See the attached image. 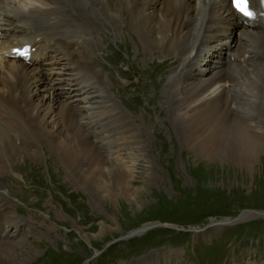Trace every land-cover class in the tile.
Here are the masks:
<instances>
[{
    "label": "rangeland",
    "instance_id": "rangeland-1",
    "mask_svg": "<svg viewBox=\"0 0 264 264\" xmlns=\"http://www.w3.org/2000/svg\"><path fill=\"white\" fill-rule=\"evenodd\" d=\"M39 4L40 7L30 10H48L45 4ZM123 16L128 17L127 14ZM98 18L100 26L91 23L92 28H98L92 35L95 42L90 37L87 44L95 45L90 53L96 58V68L121 84L119 94L112 90L108 94L118 104L117 110L127 129L122 130L125 131L122 139L113 135L111 122V131L106 129L104 133L91 126L98 138L89 136L97 147L93 149L94 155L100 154L104 159L105 151L112 147L107 155L110 161H116L117 167L112 169L110 164H101L107 177H100L98 164L88 165L90 162L84 154L86 145L81 138L69 137L70 133L77 134L76 129L69 126L68 138L58 136L60 147L71 149L72 141L73 155L79 156L66 161L62 149L50 152L41 142L40 151L31 152V155L37 154V158H19L11 172L26 173L31 169L36 172L30 181L20 182L18 178L19 185L14 182L15 178L13 180L14 191L17 190L14 195L17 202L13 207L16 206L18 214L24 218L18 222L26 224L18 234L11 231L13 236L5 240L20 243L18 249H12L14 264H264V217L256 215L261 211L264 214V146L254 163L248 165L221 156L220 152H215L220 158L211 161L212 148L196 151L194 146H188L180 124L174 122L172 93L163 88L170 72L179 67L176 56L171 55V60L165 62L157 55L158 50L149 52L144 48L140 34L128 30L130 24L113 28L103 18ZM67 38L65 40L70 39ZM68 74L63 78L65 85L77 84L70 78L71 73ZM244 82L236 86L243 93L236 107L246 108L241 101L248 99L245 93L249 92L242 86L250 89V85L248 80ZM15 86L12 84V88ZM101 92L104 91L100 89ZM42 95L25 102L28 106L43 104L45 102L40 103ZM242 108L236 109L240 113ZM95 109L90 113H96ZM56 113L60 114L59 108ZM103 116L89 119L97 127L107 120ZM57 121L58 116L49 125L53 133L57 132ZM81 125L85 127L82 122ZM98 130L101 132L97 133ZM106 134L113 136H107L105 141ZM29 135L30 132L27 137ZM135 135L146 149L149 160L148 163L140 160L137 166L131 160L132 151L124 148L133 142ZM98 141L101 144L98 145ZM75 162L83 164L88 173L79 172L82 166L75 170L72 167ZM117 168L123 170L122 176L113 173ZM111 172L113 177H110ZM5 179L0 177L3 185ZM20 185L24 190L21 197L18 195L22 192ZM243 210L249 211L244 213ZM241 212L242 216L253 213L246 221L237 222L238 217L239 220L229 225L214 226L220 224L218 220L221 223L231 221ZM155 221L177 229L154 228L123 238L130 230ZM97 250L101 252L93 258L91 254Z\"/></svg>",
    "mask_w": 264,
    "mask_h": 264
},
{
    "label": "bare ground",
    "instance_id": "bare-ground-1",
    "mask_svg": "<svg viewBox=\"0 0 264 264\" xmlns=\"http://www.w3.org/2000/svg\"><path fill=\"white\" fill-rule=\"evenodd\" d=\"M35 1L45 4L48 10L29 9L26 12L14 5H9V8L2 10L7 6L4 2L10 4L11 2L0 0V13H3V24L7 26L2 36L8 34L6 40H0V49L6 45L21 44L40 36L38 48L41 51L48 49L54 54L56 60L57 58L63 60L62 67L69 70L70 78L78 83L65 85L58 71L52 74L47 72L46 68L35 67L33 63L0 59V121H2L0 123V173L7 168L11 169H8L9 172L13 171L19 158L35 157L37 154L31 155L30 149L34 147L37 150L36 143L39 146L41 142L44 143L43 145L48 146L50 152L57 151V148L62 149L65 154L63 158L66 161L77 156L78 154L73 155L72 141L71 149L60 147L61 140L58 136L68 138L70 128L76 129L77 134L70 133L69 137L81 138V142L86 145L84 154L90 162L88 165L98 164L100 168H97L99 170L97 174L100 177H107L101 170V164H110L112 169H115L113 166L117 167L116 161H110L107 155V151L112 150V147L107 148L104 159L100 154L94 155L93 149L97 147L89 136L91 135L92 138L96 136L91 126L104 133L106 129L111 131V122H113V134L119 135L122 139L125 134L122 130L127 129L121 120L122 116L112 106V100L104 92L99 93L105 85L103 74L91 63L92 43L87 44V38L89 40L93 31L89 27V22L94 21L100 26L98 17L103 18L113 28L130 24L128 30L131 32L136 30L140 34L144 41V48L149 52L158 50L157 55L165 62L171 60V55L176 56L179 67L170 72L168 79L163 83V88L172 93L171 109L176 117L174 122L180 124L185 136L184 142L188 146H194L193 149L196 151L199 148L203 150L212 148L211 161L220 158L215 152H220L221 156L230 157L244 165L252 164L258 158L257 155L264 146L263 23L258 29L243 27L242 22H238L234 16L228 0ZM16 9L23 12L16 14L17 12L14 13ZM126 14L127 19L123 16ZM55 34H58L57 37ZM64 36L70 39L65 40ZM179 51H182V54ZM246 80L249 81L250 89L247 85L242 86L249 92L247 94L244 92L248 99L241 101V104L246 106L245 110L235 105L240 98H243L242 91L236 86L245 83ZM20 82L23 83L22 86H19ZM14 83L16 88H12ZM226 86L229 88L227 89ZM41 93L43 95L40 96V103H45L37 106L26 104V99L36 98ZM90 100H93L90 105L80 104ZM235 107L243 110L241 109L239 113V109ZM58 108L60 114L56 113ZM93 108H102V112H106V114L103 113L105 115L103 117L107 120L103 125L97 127L92 125L90 119L96 115L95 112L90 113L93 112ZM29 112L30 115H28ZM57 116V132L53 133L49 130V125ZM81 122L86 130L82 128ZM99 130L97 133L101 132ZM28 132H30L29 137H27ZM136 135L133 136V142L124 147L132 151L133 159L131 160L135 166L140 160L149 162L146 149L139 143ZM46 140H48L47 143ZM97 144L101 142L98 141ZM20 147H23V151ZM72 167L75 170L81 167L79 172L88 173L81 163L75 162ZM113 173L122 176L123 170L117 168ZM113 173L110 177H113ZM0 177L3 176L0 174ZM2 185L0 181V217L7 218L9 226L14 218L8 209L9 199L2 190ZM250 213L253 212L244 216L242 214L237 222L250 219L252 216ZM256 215L264 217L263 213H256ZM219 223L214 226H225L224 223L228 221ZM6 228L3 227L1 230L7 235ZM5 240L0 238V264H14L12 249H18L17 246H20V243Z\"/></svg>",
    "mask_w": 264,
    "mask_h": 264
},
{
    "label": "snow or ice",
    "instance_id": "snow-or-ice-1",
    "mask_svg": "<svg viewBox=\"0 0 264 264\" xmlns=\"http://www.w3.org/2000/svg\"><path fill=\"white\" fill-rule=\"evenodd\" d=\"M235 6L245 16H251L252 13L248 11L249 0H234Z\"/></svg>",
    "mask_w": 264,
    "mask_h": 264
},
{
    "label": "water",
    "instance_id": "water-1",
    "mask_svg": "<svg viewBox=\"0 0 264 264\" xmlns=\"http://www.w3.org/2000/svg\"><path fill=\"white\" fill-rule=\"evenodd\" d=\"M245 211H249V210H245ZM261 213H262V211H261Z\"/></svg>",
    "mask_w": 264,
    "mask_h": 264
}]
</instances>
